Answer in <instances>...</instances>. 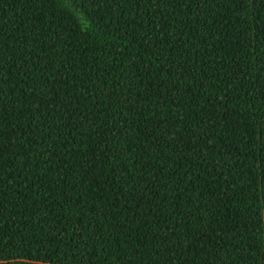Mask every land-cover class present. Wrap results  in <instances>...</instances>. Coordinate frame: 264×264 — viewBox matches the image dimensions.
<instances>
[{"label":"trees","instance_id":"trees-1","mask_svg":"<svg viewBox=\"0 0 264 264\" xmlns=\"http://www.w3.org/2000/svg\"><path fill=\"white\" fill-rule=\"evenodd\" d=\"M0 264H264V0H0Z\"/></svg>","mask_w":264,"mask_h":264}]
</instances>
